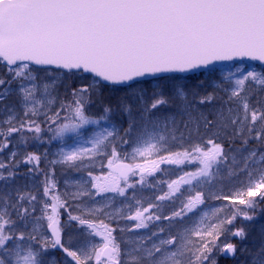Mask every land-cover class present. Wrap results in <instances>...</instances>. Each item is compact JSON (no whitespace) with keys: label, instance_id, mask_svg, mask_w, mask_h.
Wrapping results in <instances>:
<instances>
[{"label":"snow or ice","instance_id":"obj_1","mask_svg":"<svg viewBox=\"0 0 264 264\" xmlns=\"http://www.w3.org/2000/svg\"><path fill=\"white\" fill-rule=\"evenodd\" d=\"M0 264H264V0H0Z\"/></svg>","mask_w":264,"mask_h":264},{"label":"rangeland","instance_id":"obj_2","mask_svg":"<svg viewBox=\"0 0 264 264\" xmlns=\"http://www.w3.org/2000/svg\"><path fill=\"white\" fill-rule=\"evenodd\" d=\"M244 66H246L249 70L255 68L256 70H259V66L252 64V63H243ZM222 70L223 73H227L228 71H235V68L232 66V64L224 65L221 67H218ZM104 127H108L106 123H101L100 125H86L83 129L78 130L77 132H68L65 133L64 137L59 138L55 141H53V144L50 146L49 150V159H52V153L57 152L59 149H63L65 151H70L75 148H81L86 147L90 148L91 143L90 140L94 137L95 133L100 132ZM48 136H51V133H48ZM44 149L41 148L40 151H43ZM106 163V162H105ZM197 167L196 163H188L186 162L183 165H161V171L155 174V182L156 186L155 188H148L147 186H144L141 188L140 186H137L136 194L138 198L141 197H150L154 195H159L164 191H167L166 183L161 184L160 181H171L174 179H177L180 175H183L184 172H190L195 171ZM41 168H43L45 171H47V164L42 162ZM92 171L93 175H103L106 173L107 169H101L99 158H97L94 166H89L87 170H81L79 172H76L73 169L70 168H61L57 167L56 169V179L59 182V188L58 191H64L65 185L64 181L67 179L70 183V190L76 191L77 190V184L82 183L84 184V187L86 189H90V183H85L86 181H90V177L87 175V171ZM27 168L24 167L21 169V172H26ZM44 179L42 175H37L35 177H21L18 179V183H27L28 186L31 188L33 185L36 187H40L41 181ZM150 182L153 181V178H149ZM42 191V189H41ZM115 194H106V197H96V205L99 207H103L105 204L108 203V199L113 197ZM129 197H131V190L129 191ZM87 199V198H86ZM122 200H125L123 197L115 196L116 205L120 206V202ZM127 203L128 201H125V211H127ZM134 203V202H133ZM167 203V202H165ZM146 206V205H145ZM111 211V209H108ZM134 210V209H133ZM62 219H66V216L62 217ZM99 219H104V217L101 215L99 216ZM99 219L97 222H99ZM105 222H108L105 220ZM124 222L121 221V224ZM129 224L131 222H128ZM149 230H142L141 234L147 233Z\"/></svg>","mask_w":264,"mask_h":264},{"label":"water","instance_id":"obj_3","mask_svg":"<svg viewBox=\"0 0 264 264\" xmlns=\"http://www.w3.org/2000/svg\"><path fill=\"white\" fill-rule=\"evenodd\" d=\"M246 61H247V60H246ZM249 62H252V61H249ZM252 63H256V64H258V62H252ZM223 64H227V63L218 64L217 66H219V65H223Z\"/></svg>","mask_w":264,"mask_h":264}]
</instances>
